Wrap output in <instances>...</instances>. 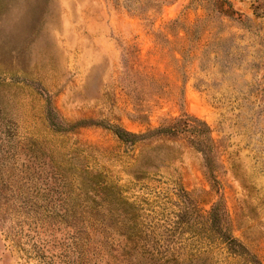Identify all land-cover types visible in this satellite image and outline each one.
Listing matches in <instances>:
<instances>
[{
    "label": "rangeland",
    "instance_id": "374dc122",
    "mask_svg": "<svg viewBox=\"0 0 264 264\" xmlns=\"http://www.w3.org/2000/svg\"><path fill=\"white\" fill-rule=\"evenodd\" d=\"M0 264H264V0H0Z\"/></svg>",
    "mask_w": 264,
    "mask_h": 264
},
{
    "label": "trees",
    "instance_id": "16d2710c",
    "mask_svg": "<svg viewBox=\"0 0 264 264\" xmlns=\"http://www.w3.org/2000/svg\"><path fill=\"white\" fill-rule=\"evenodd\" d=\"M196 133H197L198 135H201L200 132H196ZM125 135H129L130 137L135 138V136H134V135H131V134H125ZM117 136H118L119 139L123 140V136H122V134H117ZM230 243H234V241H233V240H230Z\"/></svg>",
    "mask_w": 264,
    "mask_h": 264
}]
</instances>
